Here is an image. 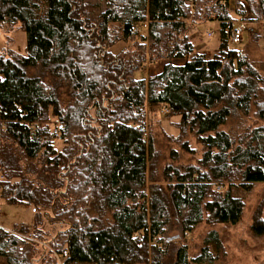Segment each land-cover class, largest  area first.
<instances>
[{
	"label": "trees",
	"instance_id": "obj_1",
	"mask_svg": "<svg viewBox=\"0 0 264 264\" xmlns=\"http://www.w3.org/2000/svg\"><path fill=\"white\" fill-rule=\"evenodd\" d=\"M233 3L0 0V26L19 24L26 35L25 55L0 53V205L32 207L38 218L23 236L0 228L1 264L215 262V230L193 255L184 237L236 225L244 195L264 183V75L228 40L235 16L260 22L264 34V0ZM213 17L219 45L209 59L188 32ZM161 60V73L135 78ZM161 108L178 117L183 151L189 138L200 146L196 164H161L147 130V112ZM262 208L250 229L258 237ZM43 221L59 226L54 236ZM171 222L176 240L165 237Z\"/></svg>",
	"mask_w": 264,
	"mask_h": 264
},
{
	"label": "rangeland",
	"instance_id": "obj_2",
	"mask_svg": "<svg viewBox=\"0 0 264 264\" xmlns=\"http://www.w3.org/2000/svg\"><path fill=\"white\" fill-rule=\"evenodd\" d=\"M118 5H122L126 0H114ZM234 0H229L230 11L234 10ZM93 5H97L100 9L104 7V0H88ZM234 26L239 27L242 31V41L239 44L231 45L230 48L241 51L246 55L252 63L258 68L259 72L264 75V34H262V26L260 22L245 21L238 16L234 18ZM213 32V38L205 36L206 31ZM198 32L202 36V49L205 50L201 53L206 58H211L217 52L219 45V36L216 25L201 26ZM26 35L16 25L10 29L7 25L0 26V53L4 50H12L20 55H25ZM200 46L196 50H199ZM152 71V70H150ZM146 68L135 73L136 79H146L150 74ZM178 117L168 118L161 114L160 110L147 112V130L157 139V146L161 153V164L173 163L179 164H196L201 156V148L196 142L189 138V150H182L177 138L179 131L177 128ZM254 121L250 120L248 124H253ZM263 122H258L262 125ZM228 126L223 127L227 131ZM149 138H147L148 143ZM60 143L56 144L57 149H61ZM172 151H175V160H172ZM188 152V153H187ZM243 200L245 202L244 212L242 218L236 225H217L213 228L200 226L193 233H189L188 238L184 237L185 242L189 246V255H193L202 246V237H204L209 230L213 229L217 232L218 237L222 241L223 247L221 251H216L215 247L211 245V250L218 258L212 264H264V235L256 236L251 232L252 216L256 206L264 204V183L256 184L252 187L251 191L247 192ZM264 209L262 208V213ZM37 212H34L32 207L12 206L2 204L0 205V228L7 230L12 234H18L22 227L30 228L37 221ZM44 228L48 237L55 235L57 231L56 225L48 221H43L40 225ZM179 237V230L175 222H171L165 237H170L176 240ZM190 237V238H189ZM174 238V239H173ZM36 248L42 249L46 247V243L35 241ZM2 259L0 258V264Z\"/></svg>",
	"mask_w": 264,
	"mask_h": 264
},
{
	"label": "built area",
	"instance_id": "obj_3",
	"mask_svg": "<svg viewBox=\"0 0 264 264\" xmlns=\"http://www.w3.org/2000/svg\"><path fill=\"white\" fill-rule=\"evenodd\" d=\"M220 5L223 6V5H224L223 2L220 3ZM220 23H221V22H220V19H219V18L213 17V20H212V21H210V22H208V23H205V24L216 25V28H217V30H218V29H219V25H220ZM205 24H203V25H205ZM234 24H235V22L232 23V25H231V29H230L229 32H228V40H229V43H230L231 45L239 44V43H241V41H242V31H241V29H240L239 27L234 26ZM201 26H202V25H201ZM198 27H199V26H193V27L189 30V32H188V38H189V40H190V42L192 43V45H193L194 48L197 49V47L200 46V49H202V36L200 35V33H199L198 30H197ZM146 29H147V24H144L142 28H137V29L134 30V32H135L136 34H138V33H140L142 30H146ZM213 35H214L213 32H210V31H208V30L206 31L205 36H206L207 38L212 39V38H213ZM160 112H161L162 114H166V113H167V111H166L165 108H161ZM53 134H54L55 137H59V132H58L57 129H54ZM221 188H222L221 185H218V186L216 187L217 190H220ZM188 236H189V235L187 234L185 237L188 238ZM189 238H190V237H189ZM62 256H63V257H66V252H65V251H63Z\"/></svg>",
	"mask_w": 264,
	"mask_h": 264
},
{
	"label": "crops",
	"instance_id": "obj_4",
	"mask_svg": "<svg viewBox=\"0 0 264 264\" xmlns=\"http://www.w3.org/2000/svg\"><path fill=\"white\" fill-rule=\"evenodd\" d=\"M205 25H209V26H211L210 24H205ZM202 26H204V25H202ZM199 27H201V26H199ZM198 27V28H199ZM198 28H197V30H198ZM206 49V48H205ZM204 49V50H205ZM204 50H201V49H199V50H197L199 53H201V52H203ZM201 51V52H200ZM203 54V53H202ZM167 63V61L166 60H161V61H157V62H153V63H146V64H144V68H146L147 69V71L149 70H152V71H150V74H148L149 76H153V75H157V74H159V73H161L162 72V69H163V66L165 65ZM172 63H173V65H175V66H181V65H183L184 64V61H172Z\"/></svg>",
	"mask_w": 264,
	"mask_h": 264
},
{
	"label": "water",
	"instance_id": "obj_5",
	"mask_svg": "<svg viewBox=\"0 0 264 264\" xmlns=\"http://www.w3.org/2000/svg\"><path fill=\"white\" fill-rule=\"evenodd\" d=\"M174 239V238H173ZM169 240H172V239H169Z\"/></svg>",
	"mask_w": 264,
	"mask_h": 264
}]
</instances>
